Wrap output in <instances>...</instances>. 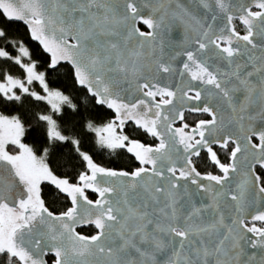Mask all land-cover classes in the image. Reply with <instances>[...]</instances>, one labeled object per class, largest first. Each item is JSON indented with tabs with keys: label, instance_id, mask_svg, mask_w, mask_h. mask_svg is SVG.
Returning <instances> with one entry per match:
<instances>
[{
	"label": "snow or ice",
	"instance_id": "snow-or-ice-1",
	"mask_svg": "<svg viewBox=\"0 0 264 264\" xmlns=\"http://www.w3.org/2000/svg\"><path fill=\"white\" fill-rule=\"evenodd\" d=\"M10 21L27 27L46 67ZM65 62L94 104L115 113L86 125L99 145L139 166L98 165L53 115H39L47 139L73 144L86 162L70 183L46 163L47 149L38 156L22 142L20 117L0 114V264H264V0H0V104L30 97L53 113L76 110L50 86ZM185 111L210 119L190 125ZM128 121L158 143L123 134ZM201 152L220 174L198 170ZM44 181L72 206L50 211ZM87 225L94 233L77 231Z\"/></svg>",
	"mask_w": 264,
	"mask_h": 264
},
{
	"label": "trees",
	"instance_id": "trees-1",
	"mask_svg": "<svg viewBox=\"0 0 264 264\" xmlns=\"http://www.w3.org/2000/svg\"><path fill=\"white\" fill-rule=\"evenodd\" d=\"M8 23L11 24L12 30L17 32L33 48L34 58L38 63L45 64L48 56L44 54L37 43L30 40L26 27L16 22ZM242 29L243 32L244 28ZM70 71L71 67L62 65L50 72L49 80L50 86L54 90L62 91L65 95L73 98L74 102L77 103L76 110L63 105L60 113H53L51 105L47 104L46 101H36L34 98L26 97L20 102L0 104V113L8 117H20L25 125L22 142L31 146L38 156L44 155L41 149H47L46 163L55 175L68 179L70 183H77L79 174L87 171L86 162L79 157L73 144L60 141L57 147L54 142L49 141L46 136L47 125L38 119L39 115H53L61 133L66 135L69 140H79L80 150L90 155L98 165L116 170H130L136 167L134 159L125 151H110L98 145L95 133L91 132L86 125L93 123L95 126H102L109 120L110 112L104 107L94 104L93 98L88 95L87 91L78 87L74 82ZM14 75L19 76L20 73L16 72ZM32 87L40 90L35 83ZM257 171L263 172L261 169H257ZM41 196L45 206L54 213L64 212L71 206L68 198L63 196L55 185H44ZM88 196L90 199L96 198L91 194ZM94 231L93 227L79 230L86 235L92 234ZM47 260L49 263L51 262L50 257Z\"/></svg>",
	"mask_w": 264,
	"mask_h": 264
},
{
	"label": "flooded vegetation",
	"instance_id": "flooded-vegetation-1",
	"mask_svg": "<svg viewBox=\"0 0 264 264\" xmlns=\"http://www.w3.org/2000/svg\"><path fill=\"white\" fill-rule=\"evenodd\" d=\"M235 24H236L237 31H240L243 34V32H244V31L242 32L243 26L241 24H239L237 21H235ZM239 27H241V30H239ZM105 109L110 112V116H109V120L105 124H103L102 126L106 125L108 122L115 119L114 111L111 109H108V108H105ZM200 119H210V117L205 115V114H192L190 112H187L185 114V120L183 122H186L190 125H194ZM183 122L177 123L176 126L179 127L181 125V123H183ZM117 131H120V130L118 129ZM122 132H123V134L128 135L131 139H137V140L141 141L142 143L153 144V145L158 143V141L155 138H153L150 135H148L147 133L143 132L142 129L137 128L136 125L132 121H128L125 124ZM230 148H231V145H230ZM230 148H229V150H230ZM118 150H123V149H118ZM216 150L218 152V155L221 158V161L227 163L228 162V151L223 150V149H219V148H216ZM110 151H112V150H110ZM123 151H125V150H123ZM127 154L132 157V155L130 153H127ZM193 159H194V163L196 164L198 170H200L202 173L203 172H213L214 174H220L219 169L216 168L209 160H207L206 154L204 152H201V157L193 158ZM135 163H136V167H138L139 163L137 161H135ZM46 184H51V183L48 181H44L41 183L40 195H42V187ZM41 198H42V196H41ZM50 264H51V262H50Z\"/></svg>",
	"mask_w": 264,
	"mask_h": 264
},
{
	"label": "water",
	"instance_id": "water-1",
	"mask_svg": "<svg viewBox=\"0 0 264 264\" xmlns=\"http://www.w3.org/2000/svg\"><path fill=\"white\" fill-rule=\"evenodd\" d=\"M10 22H16V23H20V24H22L23 25V23L22 22H18V21H10ZM234 23H235V21H234ZM239 23V22H238ZM240 24V23H239ZM24 27H26L25 25H23ZM26 29H27V27H26ZM181 35H182V30H181V33H180ZM177 35H178V33L176 32V31H173V33H172V38L175 40L176 39V37H177ZM34 43H37L38 44V42H36V41H33ZM39 45V44H38ZM40 48L42 49V47L40 46ZM43 50V49H42ZM45 55H47L48 56V54L47 53H44ZM62 65H68L66 62L65 63H62L61 65H58V67H57V69L60 67V66H62ZM69 67H71L70 65H68ZM180 66V63H179V61L177 62V67H179ZM163 83H165V84H167V83H170L171 81L170 80H165V81H162ZM77 86L78 87H80V88H83L82 86H80V85H78L77 84ZM84 89V88H83ZM86 90V89H85ZM87 91V90H86ZM88 93V92H87ZM88 95L91 97V95L88 93ZM91 98H93V97H91ZM99 106V105H98ZM101 107H105V108H107L106 106H101ZM187 112H189V111H185V114L187 113ZM190 113H192V112H190ZM192 114H205V115H207L206 113H192ZM208 116V115H207ZM177 123H180L179 121L177 122ZM111 169V168H110ZM116 170V169H115ZM263 172H264V170H262ZM78 183H79V181H78ZM60 193L63 195V196H65L66 198H68V200H69V202H70V205H71V199H70V197L66 194V193H63V192H61L60 191ZM87 194H91V195H93V196H95L96 197V194L95 193H92L91 191H88V193ZM72 206V205H71ZM70 206V207H71ZM50 210V209H49ZM51 211V210H50ZM57 214V213H56ZM90 227H92L91 225H87V226H83V227H78L77 228V231L79 232V230H82V229H86V228H90ZM49 257H45V259L47 260ZM48 264H50L49 262H48Z\"/></svg>",
	"mask_w": 264,
	"mask_h": 264
},
{
	"label": "rangeland",
	"instance_id": "rangeland-1",
	"mask_svg": "<svg viewBox=\"0 0 264 264\" xmlns=\"http://www.w3.org/2000/svg\"><path fill=\"white\" fill-rule=\"evenodd\" d=\"M32 89H33V90H36V89L33 88V87H32ZM36 91H38V90H36ZM42 94H43V93H42ZM62 107H63V106H62ZM58 113H60V112H58ZM0 114H1V113H0ZM9 118H11V117H9ZM58 130H59V129H58ZM97 143H98V142H97ZM98 145H99V143H98ZM99 146H100V145H99Z\"/></svg>",
	"mask_w": 264,
	"mask_h": 264
}]
</instances>
